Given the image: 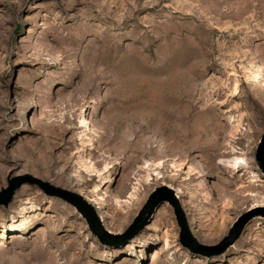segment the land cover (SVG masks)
<instances>
[{
	"label": "rangeland",
	"instance_id": "rangeland-1",
	"mask_svg": "<svg viewBox=\"0 0 264 264\" xmlns=\"http://www.w3.org/2000/svg\"><path fill=\"white\" fill-rule=\"evenodd\" d=\"M84 117V123H81ZM264 0H0V264H264ZM264 159V158H263ZM237 162L232 169L229 163ZM173 207L127 234L150 192Z\"/></svg>",
	"mask_w": 264,
	"mask_h": 264
},
{
	"label": "water",
	"instance_id": "water-1",
	"mask_svg": "<svg viewBox=\"0 0 264 264\" xmlns=\"http://www.w3.org/2000/svg\"><path fill=\"white\" fill-rule=\"evenodd\" d=\"M264 138L260 143L257 152L256 159L260 163L262 170L264 171ZM24 182L29 184H36L43 193L48 196L58 197L72 206L76 207L78 212L86 220L91 232L101 241H106L108 235L107 231L103 228L99 217L94 211L93 207L88 204L81 195L71 192L69 190L53 186L52 184L42 181L40 179L24 176L10 182L9 186L2 190L0 193V203L6 205L14 191ZM169 203L173 207V211L176 217L177 225L179 227V242L183 247L188 248L192 252H209L210 255H216L225 250L240 234L243 225L251 217V213L245 214L229 231L228 236L222 239L216 245H204L199 243L195 237L191 234L186 217L180 206L178 198L173 190L165 184H162L153 189L146 202L134 218L133 223L130 226L127 234L133 235L138 232L152 217L157 207L162 203Z\"/></svg>",
	"mask_w": 264,
	"mask_h": 264
},
{
	"label": "bare ground",
	"instance_id": "bare-ground-1",
	"mask_svg": "<svg viewBox=\"0 0 264 264\" xmlns=\"http://www.w3.org/2000/svg\"><path fill=\"white\" fill-rule=\"evenodd\" d=\"M81 123L83 124L84 123V117H81ZM237 162L236 161H232L231 163H229V166L234 169L237 165Z\"/></svg>",
	"mask_w": 264,
	"mask_h": 264
}]
</instances>
